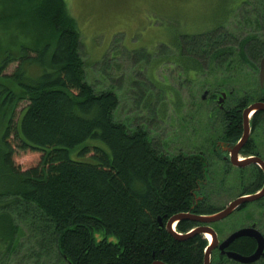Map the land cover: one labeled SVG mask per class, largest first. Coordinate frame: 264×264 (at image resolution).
<instances>
[{
  "label": "trees",
  "instance_id": "1",
  "mask_svg": "<svg viewBox=\"0 0 264 264\" xmlns=\"http://www.w3.org/2000/svg\"><path fill=\"white\" fill-rule=\"evenodd\" d=\"M258 6L252 23L264 30ZM252 35L236 47L224 30L184 35L173 58L190 84L206 67L233 73L231 58L246 63ZM86 68L66 0H0V264H203L204 234L181 239L166 227L179 212H212L197 201L202 156L167 152L143 122L131 127L135 116L119 119V88L96 89ZM214 76L204 83L227 81ZM146 95L135 107L151 120L165 115L167 103L151 111L154 93ZM17 147L41 151L39 163L22 169ZM197 225L185 218L176 229Z\"/></svg>",
  "mask_w": 264,
  "mask_h": 264
},
{
  "label": "rangeland",
  "instance_id": "2",
  "mask_svg": "<svg viewBox=\"0 0 264 264\" xmlns=\"http://www.w3.org/2000/svg\"><path fill=\"white\" fill-rule=\"evenodd\" d=\"M66 1L81 33V52L87 65V79L98 90L111 85L119 88L122 99L117 117L125 120L128 115L135 116L136 119H131V127L135 120L143 122L156 141L165 144L167 152H195L207 145L204 123L208 112L203 111L205 102L201 96L207 75H201V81L190 84L185 74L179 72L173 58L175 50L184 35L224 30L236 47V43L246 35L261 34L263 30L256 28L252 20L259 16L256 13L258 3L264 5V0ZM232 59L237 66L233 73L237 76L235 80L228 79L226 82L234 86L236 92L238 86H244V82L251 79L247 75L251 69L237 56ZM16 65L17 62L11 63L5 72H12ZM216 73L221 74L220 71ZM252 84L258 86L256 71ZM141 92H147L146 98L150 92L154 93L151 111L161 107L164 110L163 104L167 103L166 114L162 115L158 110L156 118L151 120L147 108L139 111L134 101ZM177 100L181 101V110L175 104ZM25 104L24 101L20 103L18 114ZM243 136L239 141L244 143L246 139ZM41 155L39 150L17 147L14 161L26 169L37 165ZM238 172L236 167L231 172H217L216 181H221L217 187L229 189V193L218 197L219 206L244 193L241 192L244 183L236 179ZM235 216L234 213L225 220L232 230L241 225L239 221L233 222ZM108 237L111 240L115 238L112 235ZM3 249L0 240V252Z\"/></svg>",
  "mask_w": 264,
  "mask_h": 264
},
{
  "label": "flooded vegetation",
  "instance_id": "3",
  "mask_svg": "<svg viewBox=\"0 0 264 264\" xmlns=\"http://www.w3.org/2000/svg\"><path fill=\"white\" fill-rule=\"evenodd\" d=\"M251 34L253 35L247 43L250 50L247 53L248 60L246 61L247 66L251 69L247 71V75L251 79L246 80L244 86H238L241 89L239 90L237 87L236 92L235 87L230 85L229 82V86L227 82L222 84L218 82L204 83L203 85L204 92L201 94L205 102L203 111L204 113L205 111L208 112L206 113L208 118H205V121H207L204 123L206 128L204 140L207 145H203L198 151L204 161V175L198 187L197 201L202 205L203 209H206L207 206L213 208L212 212L201 213L204 215H211L227 208L231 202L240 196L264 191V109H257L251 113L248 137L235 154V161L233 159L234 147L245 132L243 116L245 109L254 103L264 104V83L261 81V65L264 58V30L255 37L254 34L256 33ZM257 46L258 55L256 59L255 50ZM224 54L222 53L220 56L222 57ZM205 70L206 72L202 73L203 77L212 75L209 68L206 67ZM216 71L219 70H214V78L224 77L227 80H235L237 76L236 73L222 75L216 73ZM254 71L258 74L257 87L252 84ZM223 94L225 95L224 97ZM235 129H240L238 139L233 138ZM243 160V165L236 163V161ZM233 167L240 171L236 179L244 183L241 190L244 193L231 199L221 207L217 202L218 197L227 192L229 193V189H219L217 187L221 185V181H216V175H218L217 172H231ZM234 213L237 216H235L233 222L239 221L241 225L232 230L229 223L225 220ZM198 225L211 226L217 234L218 241L211 251L210 264H253L264 258V253H261L257 260L243 262L228 255L229 252H236L241 255L253 254L258 247V239L249 234L241 235L230 241L224 248H221L223 241L235 231L244 227L257 229L264 237V193L252 201L239 204L230 214L217 221L211 223L202 222ZM154 261L165 262L162 259H154L151 264ZM203 264H205V254Z\"/></svg>",
  "mask_w": 264,
  "mask_h": 264
},
{
  "label": "water",
  "instance_id": "4",
  "mask_svg": "<svg viewBox=\"0 0 264 264\" xmlns=\"http://www.w3.org/2000/svg\"><path fill=\"white\" fill-rule=\"evenodd\" d=\"M261 81L264 83V58L262 60V65H261ZM225 95L223 94V97ZM257 109H264V104L262 103H254L252 105H250L249 107H247L244 111V123H245V133L243 136V139L245 140L248 137L249 134V115L250 113H252V111H256ZM241 141H239L235 147H234V152H233V159L235 161V154L239 151V147L241 146ZM237 164L243 165L244 160L243 161H236ZM264 193V191L259 192V193H255V194H248L245 196H240L237 199H235L233 202H231V204L217 212L211 215H203V214H198V213H193V212H179L176 213L174 215H172L166 224L167 229L169 230V232H171L174 236L184 239L187 237H190L196 233H205L207 235H211V239L212 242L209 243V245L206 247L205 250V264H210V260H211V251L214 247V245L217 243V234L215 232V230L211 227V226H206V225H198L196 228L192 229L191 231H188L186 233H181L178 232L176 230V225L177 223L185 218L188 219H192L195 220L199 223L202 222H207V223H211L214 221H217L225 216H227L228 214H230L239 204L243 203V202H247V201H252L258 197H260L262 194ZM160 221L162 222V219L160 218ZM253 235L258 239V247L256 249V251L251 254V255H241L239 253L236 252H229L228 255L230 257H233L237 260L243 261V262H252L257 260L260 256L261 253H264V237L263 235L260 233V231H258L257 229L251 228V227H244L241 228L237 231H235L232 235H230L225 241H223L221 243V248H224L226 245L229 244L230 241L234 240L235 238L241 236V235ZM152 264H168L165 263L163 261H154Z\"/></svg>",
  "mask_w": 264,
  "mask_h": 264
},
{
  "label": "bare ground",
  "instance_id": "5",
  "mask_svg": "<svg viewBox=\"0 0 264 264\" xmlns=\"http://www.w3.org/2000/svg\"><path fill=\"white\" fill-rule=\"evenodd\" d=\"M208 236L211 238V235L210 234Z\"/></svg>",
  "mask_w": 264,
  "mask_h": 264
}]
</instances>
